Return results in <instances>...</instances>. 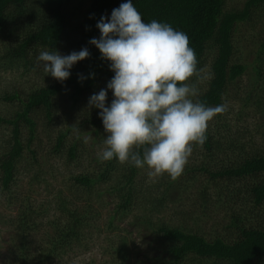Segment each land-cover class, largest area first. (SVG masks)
Wrapping results in <instances>:
<instances>
[{"label": "trees", "instance_id": "16d2710c", "mask_svg": "<svg viewBox=\"0 0 264 264\" xmlns=\"http://www.w3.org/2000/svg\"><path fill=\"white\" fill-rule=\"evenodd\" d=\"M78 1L0 0V72L23 70L22 76L34 73L43 81L26 98L17 88L2 95L12 105L0 111V195L5 196L8 208H16L14 215L2 219L0 215V222L11 231L8 251L0 254L3 262L59 264L72 252H90L104 237L103 255L109 259L103 264H132L138 251L136 239L120 225L134 218L131 228L144 230L143 237H158L162 248L156 258L147 252L138 264H264V146L249 139L243 127L257 119V110L264 113V32L254 68L256 81L245 84L236 95L239 111L228 105L226 112L214 118L217 124L209 123L205 143L192 145L178 178L161 174L149 182L143 176L147 167L117 159L101 162L98 157L91 169L72 171L60 163L70 166L79 158L77 140L71 143L69 139L77 128L59 131L50 161L64 162L50 164L35 150L40 124L42 118L55 120L62 95H67L77 111L84 100L107 88L114 73L89 41L101 35L96 27L100 18H110L113 9L127 2L91 0L83 9V2ZM133 3L145 22L155 19L186 33L198 68L203 73L209 68L206 90L194 99L209 106L228 103L229 87L249 73L246 64L234 60L238 52L234 34L256 18L264 22V0H248L242 9L233 11L225 10L226 0ZM83 47H88L90 57L74 66L63 83L47 76L38 60L44 50L67 55ZM81 73L89 78L81 82ZM196 81L194 76L189 83ZM113 98L109 90V105ZM99 112L95 108L84 124L95 128L100 138L105 129ZM199 179L206 181L196 188L193 184ZM191 187L195 188L196 208L226 211V225L214 238L160 220L165 211L178 207L173 195ZM106 196L113 199L112 205H107ZM90 208L95 210L93 217ZM102 221L104 228L98 233ZM86 264L98 263L91 260Z\"/></svg>", "mask_w": 264, "mask_h": 264}, {"label": "clouds", "instance_id": "9594fccd", "mask_svg": "<svg viewBox=\"0 0 264 264\" xmlns=\"http://www.w3.org/2000/svg\"><path fill=\"white\" fill-rule=\"evenodd\" d=\"M96 27L101 35L89 43L99 49L114 73L107 88L88 102L90 109L100 110L108 134L98 159H117L137 168L148 167L153 175L178 178L192 145L205 143L209 123L228 110L227 103L209 106L194 99L199 88L189 81L206 76L197 66L188 36L168 23L145 22L133 0L113 9L110 18L102 16ZM89 57L88 47H83L67 55L44 50L38 60L47 76L63 83L74 66ZM78 75L81 82L89 78ZM109 90L114 97L110 105Z\"/></svg>", "mask_w": 264, "mask_h": 264}, {"label": "rangeland", "instance_id": "374dc122", "mask_svg": "<svg viewBox=\"0 0 264 264\" xmlns=\"http://www.w3.org/2000/svg\"><path fill=\"white\" fill-rule=\"evenodd\" d=\"M80 1L83 2V9H85L88 7L91 0H79L78 3H80ZM247 1L248 0H226L225 10L233 11L242 9ZM257 15H260V12ZM263 32L264 22H261L260 18H256L255 20L242 24L238 31L234 34V42L238 49L234 60H238L241 63L246 64L249 69L248 74L244 75L241 79L229 87L228 96L230 99L227 105H229L230 108L234 107V112H238L240 106L236 95L244 88L245 84L253 85L256 81L254 68L256 65ZM22 75L23 70L0 72V111L9 105H12L8 103L6 104L3 101L2 95L4 92L12 91L17 88V91L21 93L22 97L26 98L32 89L40 87L41 82H43L42 80H39V76L35 75L34 73H31L30 75ZM203 75L206 76V79L194 82V84L199 88V93H202L206 90L208 79L211 76L209 75V68L204 71ZM83 102L85 103L82 104L81 107H78L76 111L72 109V103L70 102L67 95H62L60 97L59 103L56 105L57 114L55 116V120L53 122H47L46 119L42 118L38 137L36 138L35 142V150L39 154L40 158L44 160L48 159L50 164L64 162V160L50 161V158L52 157L50 156V151L53 150L55 139L59 131H66L71 126H74V128L77 129L72 131L69 139L71 140V143L77 140L79 146V158L74 162L75 164L73 163L70 166H67L63 163H60V166L63 169L80 172L88 170V168L91 169L92 163H94L93 160L98 157V153H100L105 147L104 140L108 134L106 132H102L101 137L99 138L95 134V128H93L91 125L84 124L87 122V120H90L93 117L95 108H89V100H84ZM262 108L264 109V105ZM254 109L255 108L252 109L253 114ZM257 112L258 113L255 112V114H257V119L250 122L249 124H244L243 127H246L245 129L249 132V139L253 138L254 142H257L258 145L264 146V113L260 112V110H257ZM231 118L234 120L233 116H231ZM211 123L217 124L215 119H213ZM240 133L243 135V129ZM95 141L100 142L94 144ZM26 157L28 156L26 155ZM143 176L148 177L150 182V180H155L159 175L151 174L150 169L147 167L143 171ZM205 181V179H199L193 185H196L194 186L196 188H200L201 185L205 183ZM194 190L195 188L193 187H191L188 191L181 189L179 193L173 195L174 197L176 196L178 200V207L174 210L165 211L162 214L160 220H163V222H169L170 224H173L174 221V224L176 222V224L186 226L188 230H194L203 233L209 239L214 238V236L221 234L223 226L226 225V218L224 217L226 215V211L223 209L216 210L215 207L210 209L196 208L198 201L194 195ZM105 199L107 205H112L113 199L110 196H106ZM107 208L108 210H111L112 206ZM183 209L185 210V213L180 216L179 212H182ZM11 213L12 215L16 214V208H13V210L8 208L6 205L5 196L0 195L1 219ZM89 214H91L92 217L95 216V210L90 208ZM133 220L134 218H131L128 222L120 225L121 229L128 230L129 232L133 233V238L136 239V251H138L137 255L134 256L132 264H138V262H142L146 258L145 255L147 252L149 255L156 258L162 249L161 241L158 240V237L155 239L154 236L148 235V237H143L141 233H144V230L138 231L136 228H131L130 224ZM99 223V228L97 227L96 229L98 233L100 229L102 230L104 228V221ZM9 234H11L10 229L0 222V254L6 255L8 251L7 247L10 238ZM124 235H129V233H125ZM103 240L104 237L97 240L98 242L92 245L90 252H72L59 264H86L91 260L97 261L98 264H103L104 261L109 259L103 255V246H105ZM4 260V256L0 257V264H5L3 262Z\"/></svg>", "mask_w": 264, "mask_h": 264}]
</instances>
